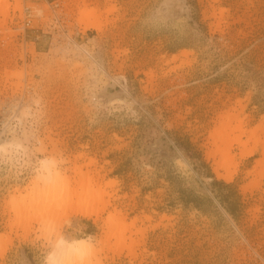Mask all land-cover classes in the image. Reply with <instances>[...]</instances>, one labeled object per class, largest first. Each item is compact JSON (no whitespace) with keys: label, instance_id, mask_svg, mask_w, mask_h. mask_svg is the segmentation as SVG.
<instances>
[{"label":"rangeland","instance_id":"rangeland-1","mask_svg":"<svg viewBox=\"0 0 264 264\" xmlns=\"http://www.w3.org/2000/svg\"><path fill=\"white\" fill-rule=\"evenodd\" d=\"M18 1L0 15V264H44L53 236L81 228L96 240L91 264H264V176L245 175L264 161V0L214 12L210 0ZM83 10L99 29L79 24ZM226 114L250 138L232 143L229 170L213 144ZM41 161L69 187L93 179L109 206L14 221L31 181L37 195L55 179Z\"/></svg>","mask_w":264,"mask_h":264},{"label":"bare ground","instance_id":"bare-ground-1","mask_svg":"<svg viewBox=\"0 0 264 264\" xmlns=\"http://www.w3.org/2000/svg\"><path fill=\"white\" fill-rule=\"evenodd\" d=\"M216 0H210L209 2H208V6L210 7V9L212 10V12H214L215 11V9H216V7H214V2H215ZM7 9H8V3H7V0H0V15L4 18L5 17V15H6V13H7ZM13 9L14 10H21L20 9V5H19V1L18 0H15V4H14V6H13ZM161 10V9H160ZM222 8H218V12L219 13H221L222 12ZM162 11H165V8H163L162 9ZM162 16V15H161ZM3 22V20H0V22ZM1 22V23H2ZM0 23V24H1ZM79 24H81L82 26H83V28H95V29H99V25H98V23H97V20H96V15H95V12L94 11H86V10H83V11H81L80 12V17H79ZM0 26H2V25H0ZM100 70V69H99ZM101 71V70H100ZM100 71L98 72L99 74H100ZM103 71V70H102ZM99 74H98V76H99ZM101 76V75H100ZM99 76V78H101ZM104 76H105V74L102 76V78H104ZM99 78H97L98 80H100ZM105 79H103V81H104ZM102 81V82H103ZM106 81V80H105ZM104 81V82H105ZM101 82V81H100ZM103 82V83H104ZM105 84V83H104ZM218 115H216V117H217ZM217 122H218V126H217V128L215 129V131H214V141H213V144H214V146H215V151H214V153L216 152L217 154H218V156L220 157L219 158V162H218V166L219 167H222V168H224V169H226V170H229L230 169V167H232V166H234V164H233V159H232V156H231V153H230V150H231V146H232V143H239V144H241L242 146H244V147H246V142H248V140L250 139H247V141L244 143V142H241V137H240V135L243 133H245V131H244V129H243V119H242V117L240 118L239 117V115L238 114H236L235 116H232V115H230V114H226V115H223V116H218L217 117ZM233 123H235L234 125H232ZM235 131H238L239 132V135L238 134H236V135H234V133H235ZM254 132V131H253ZM249 134H251V133H249ZM249 136H251V135H249ZM253 136H254V133H253ZM256 136V135H255ZM254 136V139L257 137H255ZM253 138V137H252ZM258 138V137H257ZM255 139V140H257L258 141V139ZM252 140V139H251ZM254 140H252V142H253ZM256 141V143L257 144H259L260 142L258 141L257 142ZM264 142V141H263ZM238 144V145H239ZM253 144L255 145V142H253ZM261 144V143H260ZM241 145H239V146H241ZM264 146V144L262 145V146H260L261 148ZM2 147V146H1ZM243 148V147H242ZM3 149H4V147H3ZM264 152V149H263V151H262V159H263V153ZM44 161V160H43ZM263 160H261L260 162H258L257 164H256V166L254 167V169H253V171H247L246 173H245V175H250V174H252L254 177H255V181L253 182V184H255L256 182L258 183L259 182V180L264 176V164H262L263 162H262ZM51 162V164L48 162H43L42 163V161H41V166H39V171H45L47 174H45V177L47 176V175H50L51 177L52 176H54V175H51V174H55V176H54V178L56 179V181L57 180H60V181H57L58 183H60L61 184V178L59 179V177H60V174L58 175V173L56 174V171L54 170V169H52L53 167H51V165L52 164H54V161H50ZM53 162V163H52ZM40 164V163H39ZM56 165V163L53 165L54 167H56L55 166ZM57 168V167H56ZM53 170V171H52ZM55 171V173H52V172H54ZM41 173V172H40ZM39 173V174H40ZM39 174H38V172H37V175H38V177L37 178H39ZM40 175H43V174H40ZM59 177H58V176ZM43 177V176H42ZM44 177V178H45ZM49 177V176H48ZM50 177V180L49 181H51L52 180V178ZM62 177V176H61ZM64 177V176H63ZM62 177V178H63ZM91 177V176H90ZM41 178V177H40ZM53 178V179H54ZM34 179H36V175H35V178ZM43 179V178H42ZM49 179V178H48ZM54 179V180H55ZM65 177H64V179H62V180H64V181H62V184L61 185H59L58 183V187H57V185H56V181H54V180H52L51 182L53 183L54 182V185L50 182V183H48V184H51V185H48V187H45V189L43 188V187H41L40 189H43V191L42 192H39L38 191V193H37V195H36V193H35V191H37L38 190V188H36V186H37V184L39 183V181H37V179H36V181L35 180H32L31 181V184H32V186H31V188L30 187H28L30 190L27 192L26 191V189H27V187H23L24 189H25V191L27 192L26 194H24V195H22L21 197H20V191L18 190V188H16L15 189V192L16 191H19V193L18 194H20L19 195V198L21 199H23V197H24V199L23 200H25L26 198L27 199H29L30 201L27 203V201H26V203L25 204H23L25 201H23L22 202V200H20L21 202L20 203H18V202H16L17 203V205L15 204V203H13V204H15V205H13V208H15L14 210H15V220L14 221H21L22 222V224L24 223V222H26V221H28L27 219H28V215L26 216L25 214H24V212L25 211H29V209H35L36 211H38V213H37V215L39 214V216L40 217H42V215H41V213H43V216H48L47 217V219H49V218H51L50 216H52V218H53V215H51L52 214V212H53V210H54V208H58V207H64V206H66L67 204H72V206H78V207H84L83 205H89L90 204V202H93V201H95V202H98L97 201V199L98 198H100L102 195H100L101 193V191H97V192H95L94 193V191H92L91 190V183L90 182H93V179H91V178H89V177H87V176H85V177H83V176H79L77 179H76V181H75V183L74 184H76V187H74L73 188V186H71V187H69V182H68V180H69V178L65 181ZM39 180H41V179H39ZM44 180H47V179H44ZM92 180V181H91ZM36 182H38V183H36ZM42 182V181H41ZM44 182V181H43ZM29 184V183H28ZM108 184V183H107ZM19 186V185H18ZM25 186H27V185H25ZM50 186V187H49ZM52 186H56L55 188H53ZM34 188H36V190L34 189ZM51 188V189H50ZM53 188V189H52ZM99 188V187H98ZM39 189V190H40ZM80 189V190H79ZM21 190V189H20ZM35 190V191H34ZM33 194H34V196H36V198L34 199V196H33ZM95 194V195H94ZM97 194V195H96ZM98 194H99V196L100 197H97L98 196ZM88 197V198H87ZM26 199V200H27ZM18 200V201H19ZM98 200H102V199H98ZM9 201H11V197H10V199H9ZM17 201V200H16ZM102 201L104 202V203H102ZM102 201H99L100 203H102L101 205H100V208H105L106 207V205H108L109 206V204L110 203H108V201L107 200H105V201H107L106 203H105V201H104V199L102 200ZM8 202V201H7ZM89 203V204H88ZM97 205L99 204V203H96ZM22 205V206H21ZM20 207H22V208H24L23 210H21V208ZM101 210V209H100ZM104 210V209H103ZM113 210H115V206L113 207ZM22 211H24V212H22ZM116 211H118V210H116ZM119 211H121V210H119ZM113 212H115V211H113ZM109 213H110V211H109ZM119 213V212H118ZM118 213H116V215L114 214V216H116V218H117V214ZM110 215L113 217V215L110 213ZM119 215V214H118ZM121 215V214H120ZM38 216V217H39ZM108 216H109V214H108ZM110 217V216H109ZM109 217H108V224H105V225H107V226H109V222H110V220H111V222H113L114 220V222L116 223V219H114V218H112V217H110L111 219H109ZM123 217L124 218V216H118V218H117V223H116V225L114 224V223H111L110 224V226L108 227V228H110V231H108L107 229V231L108 232H110L111 233V235L112 236H110V234L108 235V236H110V237H113V238H115V241H113L112 243H114L113 244V247H115V248H113V249H117L116 247H118V250H120V247L122 246L123 247V245H122V241H123V239H124V231H125V228H126V223H124V221H122V219L121 218ZM107 218V217H106ZM121 219V221H118V219ZM106 220V221H107ZM124 220V219H123ZM27 223V222H26ZM103 223V222H102ZM106 223V222H105ZM122 223H124V224H122ZM24 225H25V223H24ZM113 226V227H112ZM128 227H129V225H128ZM128 230H130V228H127ZM127 230V231H128ZM106 231V232H107ZM105 232V233H106ZM108 232L106 233V234H108ZM128 232H130V231H128ZM126 233V232H125ZM132 233V232H131ZM130 234V233H129ZM126 235V234H125ZM107 236V237H108ZM106 237V238H107ZM129 237L131 238V236L129 235ZM109 238V237H108ZM125 238L127 239L128 237L127 236H125ZM130 238H128V239H130ZM105 240V239H104ZM103 240V241H104ZM103 241H102V243H103ZM130 242V241H129ZM131 242H134V240H131ZM101 243V242H100ZM112 243H111V245H112ZM118 243H121V246L119 247V245H117ZM124 243H125V239H124ZM135 243H137V242H135ZM130 244V245H129ZM133 244L134 243H128V249H130L131 248V246H133ZM117 245V246H116ZM127 245V244H126ZM111 247V246H110ZM121 247V248H122ZM124 247H125V245H124ZM112 250V249H111ZM113 251H115V250H113ZM117 251V250H116ZM115 251V252H116ZM96 262V261H95ZM91 264V263H90Z\"/></svg>","mask_w":264,"mask_h":264},{"label":"clouds","instance_id":"clouds-1","mask_svg":"<svg viewBox=\"0 0 264 264\" xmlns=\"http://www.w3.org/2000/svg\"><path fill=\"white\" fill-rule=\"evenodd\" d=\"M95 250V237L86 233L83 228L78 231L77 238L71 240L62 233L51 238L44 264H90Z\"/></svg>","mask_w":264,"mask_h":264}]
</instances>
